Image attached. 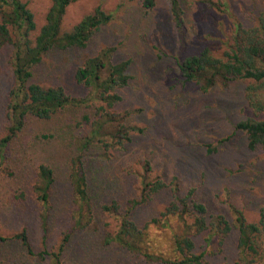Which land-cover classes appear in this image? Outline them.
Returning a JSON list of instances; mask_svg holds the SVG:
<instances>
[{"label": "rangeland", "instance_id": "rangeland-1", "mask_svg": "<svg viewBox=\"0 0 264 264\" xmlns=\"http://www.w3.org/2000/svg\"><path fill=\"white\" fill-rule=\"evenodd\" d=\"M33 11L37 29L44 23L52 0H25ZM181 27L174 22L169 0H72L62 19L69 29L85 14L100 5L114 19L102 26L82 48L55 49L34 69V79L43 85H62L73 95L87 89L74 79L84 59L105 46H113L114 60L129 59L128 83L119 89L118 111L129 110V122L143 128L132 133L122 148L112 149L103 158L96 145L85 153V167L93 217L88 227H73L77 203L73 202L69 171L76 154L75 141L84 133L82 114L91 109L68 106L50 118L29 115L6 151L4 165L12 173L0 174V234L25 229L32 247L42 248L41 206L33 185L36 167L47 163L54 171L47 209L46 243L51 247L63 231L71 236L64 255L71 264H165L147 260L116 242H105L117 229L119 216L101 210V205L117 200L120 209L138 194L143 162L166 186L152 198L133 207L132 218L139 226L164 208L171 199L170 183L179 193L193 189V197L203 202L208 214H223L234 220L233 209L248 220L258 218L264 207V148H249L246 135L235 129L239 120L252 114L244 96V83L226 87L215 85L203 91L193 82H184L178 62L209 47L219 55L231 40L234 22L255 23L264 0H228L229 12L207 6L200 0H180ZM181 30V32H180ZM12 47L0 49V137L6 130L7 93L13 83L9 62ZM215 147V148H214ZM169 228L150 229L151 244L170 249ZM237 229L233 227L224 243L213 238L208 244L195 236L196 250H206L207 264H221L236 256ZM150 238V239H151ZM31 256L18 240L0 241V264H46Z\"/></svg>", "mask_w": 264, "mask_h": 264}, {"label": "trees", "instance_id": "trees-1", "mask_svg": "<svg viewBox=\"0 0 264 264\" xmlns=\"http://www.w3.org/2000/svg\"><path fill=\"white\" fill-rule=\"evenodd\" d=\"M71 1L52 0L44 23L37 29L34 13L25 0H0V49L6 45L12 47L9 62L13 75V83L7 93L6 130L0 137V174L12 173L4 165L6 151L23 129L27 116L50 118L68 106L91 109L92 113L86 111L82 114L80 124L85 131L76 138V154L71 159L69 171L71 195L73 202L77 203L73 227L85 228L93 217L85 167L86 151L98 145L101 148L99 155L106 158L110 150L122 148L132 139V133L142 132L143 128L129 122V110L118 111L115 108L121 100L119 89L128 83L130 77L127 73L130 60H114L113 46L101 48L76 67L74 79L87 89L84 95H73L62 85H43L34 79V69L50 51L85 47L102 26L114 19L111 11L98 5L71 28L63 29L62 19ZM200 1L220 12H229L228 0ZM169 3L174 22L181 27L183 9L180 0H169ZM143 5L152 7L154 0H143ZM178 65L184 82H193L203 91L215 85L226 87L234 81L243 82L244 96L252 114L236 122L235 129L246 135L249 148L258 145L264 148V5L253 25L234 22L231 40L219 55L204 47L198 53L184 57ZM142 164L143 172H138V194L130 200V205L121 210L119 202L112 200L100 206L101 210L119 216L117 229L106 235L105 242H116L150 261L207 264L204 258L206 250H196L194 237L203 236L206 244L215 238L222 245L235 227L238 232L236 256L221 264H264V207L260 208L254 221L234 208V220L230 222L223 214H208L206 205L193 197V189L181 195L177 183L172 181L168 204L139 226L131 216L133 207L150 200L166 186L163 179L152 172L148 160ZM36 176L33 192L41 206L42 248L35 250L32 247L25 229L10 235L0 234V241L18 240L29 255L46 261V264H71L64 257L70 231H63L51 247L46 243L47 209L54 171L47 163L40 162ZM152 227L172 231L170 249L151 244Z\"/></svg>", "mask_w": 264, "mask_h": 264}]
</instances>
